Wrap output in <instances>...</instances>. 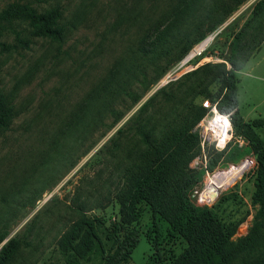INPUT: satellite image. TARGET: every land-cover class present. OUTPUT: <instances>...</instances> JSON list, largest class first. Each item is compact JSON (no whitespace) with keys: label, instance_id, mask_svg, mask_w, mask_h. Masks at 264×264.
Instances as JSON below:
<instances>
[{"label":"trees","instance_id":"trees-1","mask_svg":"<svg viewBox=\"0 0 264 264\" xmlns=\"http://www.w3.org/2000/svg\"><path fill=\"white\" fill-rule=\"evenodd\" d=\"M242 1L165 0L156 14L154 3L137 1L141 30L135 43L111 63L71 114L61 120L51 148L62 151L59 141L65 145L69 136L76 145L86 138L92 145ZM0 21L11 25L15 21L17 25L13 43L0 42L5 51L28 48L32 38L61 42L66 30L57 5L38 12L25 3H11L1 12ZM20 23L25 28L21 29ZM263 42L264 0H257L244 23L231 32L221 61L204 62L168 81L115 129L97 151L100 166L76 186L67 204L70 218L54 240L66 255V264H78L100 242L97 219L86 213L105 207L111 199L118 204L120 223L134 222L139 215L137 204L143 202L152 216L161 217L184 240L186 246L168 264H264V139L253 125L234 120V71ZM213 83L217 88L211 92ZM204 99L214 103L219 112L233 116L234 134L248 141L254 155L251 200L257 208L245 235L235 238L234 225H226L212 209L192 204L180 185L186 177L185 164L198 152L193 128L205 112L201 106ZM16 114L12 93L0 87V133L9 129ZM247 160L243 157L236 163ZM194 196L201 203L196 193ZM7 211L14 215L17 209ZM5 235L0 233V264H29L28 258L42 246V237L31 232L30 226L1 243Z\"/></svg>","mask_w":264,"mask_h":264},{"label":"rangeland","instance_id":"rangeland-1","mask_svg":"<svg viewBox=\"0 0 264 264\" xmlns=\"http://www.w3.org/2000/svg\"><path fill=\"white\" fill-rule=\"evenodd\" d=\"M137 1L154 3L156 14L165 0H0V15L11 3H25L38 12L57 5L66 25L61 42L32 38L28 48L5 51L0 46V87L10 90L17 110L9 129L0 133V233H6L3 240H7L30 226L31 232L42 237V246L28 258L29 264H66V255L54 240L70 218L67 204L74 189L100 166L99 148L159 88L160 81L174 80V76L207 61H221L231 32L244 23L257 0H243L237 5L92 145L87 138L76 145L69 136L65 145L59 141L62 151L53 150L52 140L62 127L61 120L139 36ZM19 27L23 29L25 24ZM15 29V21L12 25L0 21V42L13 43ZM208 37V43L182 64L188 53ZM234 76V120L253 125L264 139V42L234 71ZM216 88L217 83L209 87L211 92ZM231 130V140L224 150L212 152L210 158L187 161L186 177L180 185L192 204L206 206L226 225H234L235 238L245 235L257 205L251 200L254 155L248 141H235L232 125ZM243 157L250 160L236 163ZM205 187L217 191L211 202L209 190L200 194ZM195 193L201 203H197ZM11 207L17 209L14 215L7 211ZM137 207L139 215L130 224L119 222L118 204L112 199L103 208L89 210L86 214L97 219L95 230L100 242L78 264H168L176 257L186 246L184 240L161 217L152 216L147 204L140 202Z\"/></svg>","mask_w":264,"mask_h":264},{"label":"built area","instance_id":"built-area-1","mask_svg":"<svg viewBox=\"0 0 264 264\" xmlns=\"http://www.w3.org/2000/svg\"><path fill=\"white\" fill-rule=\"evenodd\" d=\"M201 106L205 109V112L193 128L198 136L199 148L198 153L190 158V163L200 158L204 159L205 156L210 158V155L214 151L220 152L224 150L232 136L230 117L227 113L219 112L215 104L209 102L207 99L201 101ZM227 131L229 137L225 140V133ZM235 141H239V144L242 142L247 143V140L242 136H237Z\"/></svg>","mask_w":264,"mask_h":264},{"label":"bare ground","instance_id":"bare-ground-1","mask_svg":"<svg viewBox=\"0 0 264 264\" xmlns=\"http://www.w3.org/2000/svg\"><path fill=\"white\" fill-rule=\"evenodd\" d=\"M210 39H209V37L208 38H206V39H204L201 43H199L198 45H196L195 47H194V49L191 51V53H190V55H189V53H188V55L185 57L187 60L190 58V57H192L193 55H195V54H197L207 43H208V41H209ZM184 58V59H185ZM183 59V60H184ZM186 60V61H187ZM185 61V62H186ZM184 61L182 62V64H184L185 63ZM227 137H229V134H228V131L225 133V140H226V138ZM213 143V142H212ZM220 148V147H219ZM215 186H213L212 188H214Z\"/></svg>","mask_w":264,"mask_h":264},{"label":"water","instance_id":"water-1","mask_svg":"<svg viewBox=\"0 0 264 264\" xmlns=\"http://www.w3.org/2000/svg\"><path fill=\"white\" fill-rule=\"evenodd\" d=\"M187 59L185 58L183 61L185 62ZM182 61V62H183ZM177 76H174L172 79H175ZM167 81H160V83H159V86L158 87H160L161 85H163V84H165ZM206 190H209L208 191V198H209V200H210V202L216 197V195H217V191H212L211 189H206V187L201 191V195H202V193L204 194V191H206ZM5 240H3L1 243H3Z\"/></svg>","mask_w":264,"mask_h":264}]
</instances>
